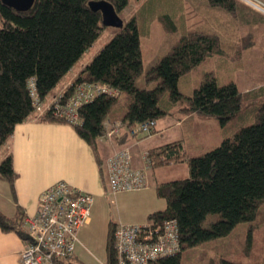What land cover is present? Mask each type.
<instances>
[{
	"label": "trees",
	"instance_id": "16d2710c",
	"mask_svg": "<svg viewBox=\"0 0 264 264\" xmlns=\"http://www.w3.org/2000/svg\"><path fill=\"white\" fill-rule=\"evenodd\" d=\"M89 1L34 0L28 10L17 11L0 0V146L17 123L34 114L39 122L71 125L91 146L101 171L97 139L109 127L121 124L122 132L115 139L123 147L128 140L145 137L130 135L133 126L171 114L174 103L185 97L190 111L216 117L222 130L235 127L202 153L187 154L180 139L146 151L151 168L185 162L189 171L184 178L157 184L156 195L165 206L146 218L154 225L174 220L180 249L146 264H264V83L240 91L234 81L219 83L207 71L190 95L179 89L181 79L201 62L227 54L223 32L187 26L185 8L219 7L232 13V22L245 26L264 22V14L241 0H144L72 83L45 106L51 90L107 27ZM107 1L118 13L128 4V0ZM154 20L166 33L164 51L145 67L140 35H149ZM31 81L38 108L30 93ZM80 84H104L118 93L102 92L80 104V122L72 124L56 112L54 99L65 104ZM16 176L8 154L0 161V178L12 192ZM23 220L19 205L12 216L0 210V229L28 240ZM114 228L109 221L105 264L118 263ZM257 234L258 250L254 249ZM50 264L79 262L72 254L54 257Z\"/></svg>",
	"mask_w": 264,
	"mask_h": 264
},
{
	"label": "rangeland",
	"instance_id": "374dc122",
	"mask_svg": "<svg viewBox=\"0 0 264 264\" xmlns=\"http://www.w3.org/2000/svg\"><path fill=\"white\" fill-rule=\"evenodd\" d=\"M143 1L144 0H128L127 6L123 9L124 11L122 10V12L119 13V16L124 22L128 20V17L136 13L139 5ZM191 7L185 8V14H183L186 19V25L189 27H196L198 25L208 27L210 24H213V19L215 20L218 16L223 20V13L221 10L217 9L213 12V7L209 8L206 5H200L198 10H193ZM213 15L215 16L213 17ZM118 29L119 28L107 26L92 45L84 52L77 63L70 69L67 73V77L71 76L81 64H86L90 61L102 45H104ZM234 33L235 36H237L235 42L232 43L231 46H227L226 44V47L222 46L223 49L227 50V54L222 57L218 54L211 56L181 79L179 89L185 96L192 93L193 89L198 86L203 74L207 71L212 72L219 83H226L230 80L234 81L240 91L249 90L264 83V58L262 61L263 66L261 67L263 69V77L259 78V51L264 52V22L243 26L242 31ZM165 36L166 33L161 24L155 20L150 24L149 35H140L141 56L145 67L148 63L157 59V56L160 57V53L162 55L164 51V45L162 43ZM56 93L57 91L55 89L54 93H51L48 98H52ZM186 105L187 102L184 97L181 101L174 103L172 109L180 112ZM173 110H171V115L156 119L157 125L165 124L164 127H166L167 124L173 122L176 119ZM194 118L200 122H198L200 128L199 126L195 127L196 121L192 124L191 118L184 119L181 124L167 129V131L163 133V136H161L157 130L152 138L144 140L142 138L139 147H146L149 143H166L183 138L186 141V150L189 153L198 154L217 146L221 141L220 137L231 135L232 128L235 127V125H232L230 128V126L227 125L222 130L218 119L212 115L194 113ZM201 121H203V123H201ZM195 137L197 139H194ZM105 138L104 136H100L98 139L104 141ZM189 140H192L193 143L189 142ZM187 142L193 150L187 148ZM200 142L205 143L203 146L199 147L198 144ZM153 170V178L146 187L147 189L121 192L118 193L117 196L115 195L116 197L114 198H110L106 195L96 198L93 201L91 207L92 220L85 226V231L79 234L81 243H77L74 250L79 264H104L105 235L101 225V221L105 218L104 214H111L112 218H116L117 215L120 214L121 219L126 221L146 222V215L149 211L162 209L165 206L164 199L155 194V187L157 184L162 181L184 178L189 174L188 166L185 162L161 165L154 167ZM125 210L128 212L124 213ZM256 248L257 250L259 248L258 234L255 236L254 241V249ZM256 252L255 250V253Z\"/></svg>",
	"mask_w": 264,
	"mask_h": 264
},
{
	"label": "crops",
	"instance_id": "0c3cea01",
	"mask_svg": "<svg viewBox=\"0 0 264 264\" xmlns=\"http://www.w3.org/2000/svg\"><path fill=\"white\" fill-rule=\"evenodd\" d=\"M217 9L221 10L219 7H213V12ZM120 12H122V10ZM222 13L223 20L218 16V21L216 22V20L213 19V24H210L208 27L213 30L222 31L225 44L231 46L237 39L234 32L242 31V27L245 25L232 22L230 19L231 12L223 9ZM214 16L215 15H213V17ZM263 54V51H259V78L263 77V69L261 68L263 66ZM84 65L85 64H81V66L69 77H67V73L70 70L64 74L57 85L51 90L50 94L54 93L55 89L57 92L60 90L62 91L70 85ZM50 94L45 100V106L51 100V98H48ZM194 113L196 112L190 111L188 106H185L180 112L174 110L176 119L173 122L164 127L165 124L157 125L155 121L152 128L153 132L150 133L149 136L143 137V140L152 138L157 130L161 136H163V133L167 131V129L181 124L184 119L188 118L192 119V124L196 121L195 127L199 126L200 128V125H198L199 121L194 118ZM201 123H203V121H201ZM220 138L222 139L223 136ZM141 139L142 138L128 140L123 146H129L132 155V164L135 167H142L144 169L148 186L153 178V167L151 168L149 165L146 166L143 153L151 147L164 143H151L153 145L149 143L146 147H139ZM194 139L197 138L195 137ZM180 140L183 142L185 152H187V154H192L186 150L185 139L180 138ZM192 140H189V142L193 143ZM99 141L103 140L97 139L98 155L102 161L101 171L91 146L77 135L71 125L66 123L39 122L34 118V114L24 121L17 123L11 135L0 146V161L6 155L10 154L13 170L17 173L13 182V192L10 189L9 183L5 179L0 178V210L7 216H12L15 212L16 205H19L24 214V218L27 215L34 214L37 209L38 197L41 191L58 180L66 181L83 191L93 194L94 200L106 196L108 185L104 160L115 149L122 146H120L121 143H117L115 137H106L103 142ZM204 143L205 142H200L198 146L201 147ZM187 148L193 150L192 147L188 145V142ZM145 189L143 188L141 190ZM127 212V210L124 211V213ZM104 217L105 218L101 221L104 235L106 234L109 221L113 223L131 222L121 219L120 214H118L116 218H112L111 214H104ZM83 231H85V227L80 230L79 234ZM26 243L27 240L19 236L16 232L3 231L0 229V264H21L19 255ZM74 254L76 255L75 252Z\"/></svg>",
	"mask_w": 264,
	"mask_h": 264
},
{
	"label": "built area",
	"instance_id": "2783aa9c",
	"mask_svg": "<svg viewBox=\"0 0 264 264\" xmlns=\"http://www.w3.org/2000/svg\"><path fill=\"white\" fill-rule=\"evenodd\" d=\"M241 1L264 14L263 0ZM29 87L33 104L38 108V97L32 81ZM102 92L111 95L118 93L104 84L92 86L80 84L65 104L56 103L55 98L54 109L64 116L67 122L77 124L80 122L77 113L80 104ZM154 123L153 120L140 122L129 130V134L135 137L140 134L149 136ZM121 128V124L115 123L106 130L105 136H118L122 132ZM143 159L148 166L147 152L143 153ZM104 165L108 185L106 193L110 198H114L120 192L146 188L145 171L132 164L128 146L115 149L105 158ZM93 201V194L63 180H58L42 190L35 213L27 215L23 220L28 240L20 252V263L50 264L54 257L74 254L76 244L81 243L79 232L91 220ZM178 238L174 220H165L157 225L151 222H117L114 228L117 264H146L160 257L175 254L180 249Z\"/></svg>",
	"mask_w": 264,
	"mask_h": 264
},
{
	"label": "water",
	"instance_id": "95a60500",
	"mask_svg": "<svg viewBox=\"0 0 264 264\" xmlns=\"http://www.w3.org/2000/svg\"><path fill=\"white\" fill-rule=\"evenodd\" d=\"M7 6L14 8L17 11L28 10L34 0H1ZM88 5L95 11H100L102 17V23L105 26L122 28L124 25L123 19L119 16V13L115 10L113 5L107 0H90Z\"/></svg>",
	"mask_w": 264,
	"mask_h": 264
}]
</instances>
